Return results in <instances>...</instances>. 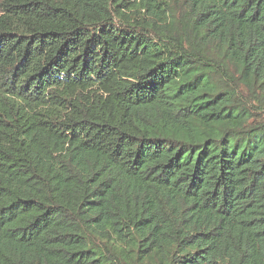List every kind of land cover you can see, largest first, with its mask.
I'll return each instance as SVG.
<instances>
[{"label": "trees", "instance_id": "1", "mask_svg": "<svg viewBox=\"0 0 264 264\" xmlns=\"http://www.w3.org/2000/svg\"><path fill=\"white\" fill-rule=\"evenodd\" d=\"M0 264H264V0H0Z\"/></svg>", "mask_w": 264, "mask_h": 264}]
</instances>
